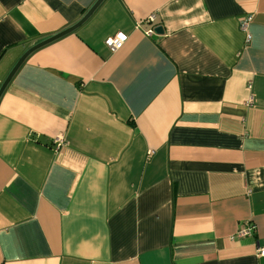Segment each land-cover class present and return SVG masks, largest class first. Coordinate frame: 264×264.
Wrapping results in <instances>:
<instances>
[{
    "label": "crops",
    "instance_id": "0c3cea01",
    "mask_svg": "<svg viewBox=\"0 0 264 264\" xmlns=\"http://www.w3.org/2000/svg\"><path fill=\"white\" fill-rule=\"evenodd\" d=\"M95 1L0 0V86ZM261 249L264 0H103L16 69L0 264H264Z\"/></svg>",
    "mask_w": 264,
    "mask_h": 264
},
{
    "label": "water",
    "instance_id": "95a60500",
    "mask_svg": "<svg viewBox=\"0 0 264 264\" xmlns=\"http://www.w3.org/2000/svg\"><path fill=\"white\" fill-rule=\"evenodd\" d=\"M102 1L103 0H96L95 3L88 9V11L74 25H72V26L68 27L67 29H64V30L56 33L55 35H52L51 37H48L46 39H43L42 41H39L38 43H36L32 47H30L27 51H25L24 54L20 57V59L17 61V63L14 65V67L11 69V71L9 72L7 77L2 82V84L0 86V96H1L2 92L4 91V89L6 88L9 80L13 76L14 72L16 71V69L19 67V65L24 61V59L32 51H34V50L40 48L41 46H44V45H46V44H48V43H50V42L62 37V36H64L65 34L71 32L72 30L77 28L79 25H81L93 13V11L98 7V5ZM154 30H155V33H157V34H162L163 33V29H162L161 26H158V27L154 28Z\"/></svg>",
    "mask_w": 264,
    "mask_h": 264
},
{
    "label": "built area",
    "instance_id": "2783aa9c",
    "mask_svg": "<svg viewBox=\"0 0 264 264\" xmlns=\"http://www.w3.org/2000/svg\"><path fill=\"white\" fill-rule=\"evenodd\" d=\"M153 17L154 16H150V19H153ZM250 21H251V17H245V18L241 19V22H240L241 30L246 33V35H245L246 40H249V38H250V34L248 33V30H247ZM152 34H154V29L151 28L147 31V35H152ZM126 39H127V36L125 33L118 32L112 36L107 37L105 39L104 43L110 51L114 52L123 46ZM254 230H255L254 224L248 225L246 228L241 227L239 229V235L250 236L252 234V231H254ZM260 255H264V249L260 250Z\"/></svg>",
    "mask_w": 264,
    "mask_h": 264
}]
</instances>
